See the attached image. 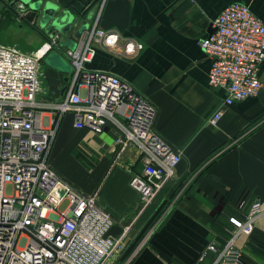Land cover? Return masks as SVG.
<instances>
[{
  "label": "crops",
  "instance_id": "0c3cea01",
  "mask_svg": "<svg viewBox=\"0 0 264 264\" xmlns=\"http://www.w3.org/2000/svg\"><path fill=\"white\" fill-rule=\"evenodd\" d=\"M42 1L76 13L84 11L89 29L97 20L98 28L120 35L117 48H96L85 67L125 80L149 100L157 109L155 133L181 153L173 175L144 208L129 187L132 175L142 170L136 148L129 145L122 150L116 143L120 133L113 126L94 134L86 128L76 129L71 113L61 118L48 165L80 193L94 196L111 215L115 221L111 237L126 232L117 261L194 264L210 242H222L223 230L229 228L227 219L243 216L253 201H258L262 210L254 221L253 233L240 234L235 244L243 249L245 243L264 241V63L259 71L262 87L258 95L223 108L218 123L211 125L209 118L220 109L227 93L224 88L208 85L210 60L199 46L219 13L232 3L247 5L264 24V0ZM11 3L0 0V23L9 18L6 14L12 12L8 9ZM41 17L30 9L25 21L15 15L14 25L0 27L5 44L25 53L35 51L43 43L46 29L39 26ZM71 37L68 33L65 40ZM72 40L77 44L64 50L80 42ZM127 41L139 45L132 57L122 53L121 46ZM59 42L52 50L63 53ZM56 61L54 56L53 66L46 65L40 72V101L58 102L67 95L72 69L65 64L58 66ZM66 163L82 177L66 175ZM159 214L162 221L158 227L147 229ZM212 260L208 253L203 264Z\"/></svg>",
  "mask_w": 264,
  "mask_h": 264
},
{
  "label": "built area",
  "instance_id": "2783aa9c",
  "mask_svg": "<svg viewBox=\"0 0 264 264\" xmlns=\"http://www.w3.org/2000/svg\"><path fill=\"white\" fill-rule=\"evenodd\" d=\"M13 1V0H12ZM9 9L25 21L27 7L15 1ZM210 32L199 42L210 60L208 85L226 90L227 96L210 118L216 125L222 109L258 95L264 63V24L242 3L225 7ZM83 34V35H82ZM73 49L63 50L72 69L67 95L58 102L40 101L39 64L55 48L61 35L44 38L35 51L24 53L0 44V264H121L126 232L110 236L115 221L94 196L73 188L48 165V155L67 113L74 127L101 134L113 126L123 150L132 145L141 162L129 187L145 208L161 192L181 161V153L165 143L154 130L157 109L134 87L120 79L85 67L96 48L119 46L120 35L104 31L97 20L83 31ZM77 43L74 42L73 45ZM124 56L132 57L139 45L122 44ZM66 203V207L61 209ZM261 205L253 201L241 217L227 219L222 242L213 240L194 264H241L243 252L235 242L253 233ZM128 264V263H124Z\"/></svg>",
  "mask_w": 264,
  "mask_h": 264
},
{
  "label": "rangeland",
  "instance_id": "374dc122",
  "mask_svg": "<svg viewBox=\"0 0 264 264\" xmlns=\"http://www.w3.org/2000/svg\"><path fill=\"white\" fill-rule=\"evenodd\" d=\"M22 1V0H21ZM28 5V4H27ZM26 5V6H27ZM28 9L32 10L31 6H27ZM8 14H6L7 17H9L7 20H5L4 22L0 23V27L2 28V26H7V25H14V20L15 19V15L12 12H8ZM3 16V15H2ZM12 16L14 18H12ZM25 23H22L21 25L23 26V28L28 29L27 25H23ZM89 21L88 23H86V25L84 27L81 28V31L83 30H88L89 29ZM13 28H15V26H11ZM0 28V30H1ZM63 36V39L59 42V46L60 48H62V50H64V48L67 46L69 48L73 47V43L74 42H70L65 40V36ZM6 38H9V33L6 32ZM5 39L4 37L1 36V31H0V44H5ZM22 44H26V40H23L21 42ZM37 46V45H36ZM61 50V49H60ZM60 50H52L47 56L44 57V59L40 62V66H39V70L42 73V71L45 69L46 65H50L53 66L51 64L52 60H54V56L57 57L58 61H56V64H58V66H61V64H65L67 69L70 68V64L67 60V58L63 55L62 51ZM23 52V51H21ZM25 53V52H24ZM59 62V63H58ZM43 78V76L41 77V79ZM43 81V80H42ZM44 82V81H43ZM63 172L67 175V174H73L76 175L78 177H82V174L79 173L78 171H76V169L74 168V166H72V164L66 163L63 167ZM84 178V177H83ZM66 207V203L62 206L61 209H64ZM162 221L161 215L159 214L158 216L156 215L147 225V229L148 228H156L158 227L159 223ZM255 244H250V243H245L244 246L242 247V252H243V257H242V263L241 264H264V241H254Z\"/></svg>",
  "mask_w": 264,
  "mask_h": 264
},
{
  "label": "water",
  "instance_id": "95a60500",
  "mask_svg": "<svg viewBox=\"0 0 264 264\" xmlns=\"http://www.w3.org/2000/svg\"><path fill=\"white\" fill-rule=\"evenodd\" d=\"M15 1H19L24 5L28 4L32 7V11L41 13L42 17L39 21V26L43 29L46 28L45 33L43 34L44 38L53 33H58L61 36L72 33V37L69 38V41L73 42L72 38H79L83 31H85H81V28L88 23L86 12H72L68 8H62L59 4L52 1L43 2L42 0H13L12 3ZM7 7L8 6H6V8ZM210 32H213V30L211 29Z\"/></svg>",
  "mask_w": 264,
  "mask_h": 264
},
{
  "label": "flooded vegetation",
  "instance_id": "af4514ba",
  "mask_svg": "<svg viewBox=\"0 0 264 264\" xmlns=\"http://www.w3.org/2000/svg\"><path fill=\"white\" fill-rule=\"evenodd\" d=\"M8 8V7H7ZM9 9V8H8Z\"/></svg>",
  "mask_w": 264,
  "mask_h": 264
}]
</instances>
